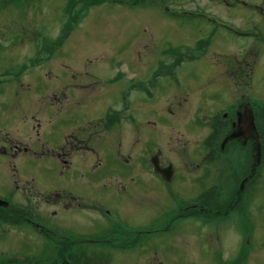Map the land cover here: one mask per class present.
Returning a JSON list of instances; mask_svg holds the SVG:
<instances>
[{
	"label": "rangeland",
	"instance_id": "rangeland-1",
	"mask_svg": "<svg viewBox=\"0 0 264 264\" xmlns=\"http://www.w3.org/2000/svg\"><path fill=\"white\" fill-rule=\"evenodd\" d=\"M93 256L264 264V0H0V263Z\"/></svg>",
	"mask_w": 264,
	"mask_h": 264
},
{
	"label": "flooded vegetation",
	"instance_id": "flooded-vegetation-1",
	"mask_svg": "<svg viewBox=\"0 0 264 264\" xmlns=\"http://www.w3.org/2000/svg\"><path fill=\"white\" fill-rule=\"evenodd\" d=\"M237 74H238V72L235 70L234 73H233L234 81H236ZM222 119L223 118H221V120ZM227 124L229 125L228 122H227ZM212 144L213 145L209 147L210 153L206 156V158H208V160H211L212 161L211 164H215V161L214 160H220V158L222 156V153H221V145L218 143V141L216 142L214 140H213V143ZM63 148H65V152L63 151ZM236 149L239 150L238 148H236ZM52 151H53L52 154L54 155V158L56 156H57L58 159L60 157H62L61 160L63 161L64 166H66L67 168L72 167V165H70V163L68 162L69 161L68 159L70 157V154H68V150L66 149L65 146H59L57 148H54ZM11 156L13 157L14 154H11ZM65 157H67V158H65ZM152 160L153 161L154 160L156 161L155 163H156L157 167L159 168V170H154V172H156V171L159 172L160 170H166V169H168L167 167L170 165V164H167L166 165L165 163H164V166L161 165V163L158 160L157 155H155V154L151 156V161ZM155 168H156V166H155ZM150 174H153V173H150Z\"/></svg>",
	"mask_w": 264,
	"mask_h": 264
},
{
	"label": "trees",
	"instance_id": "trees-1",
	"mask_svg": "<svg viewBox=\"0 0 264 264\" xmlns=\"http://www.w3.org/2000/svg\"><path fill=\"white\" fill-rule=\"evenodd\" d=\"M111 120L113 121V119H111ZM220 134H221V133H219V134L216 133V134L214 135V136H215L214 141H216V142L218 141V139L220 138ZM212 143H213V142L209 143L208 145H209V146H212V145H213ZM206 176H208V175H205V177H206ZM202 183H203V185H204V181H203V180H202ZM205 198L207 199V201L204 202V204H208L209 206H210V205H214V204H210V203L208 202V198H207V196H205ZM216 202H220V201H218V200L216 199ZM223 204H224V203H223ZM219 205H222V204H218V203H216V205H215L216 207H215V208L217 209V211H218V210H221V211H222V209L219 207ZM209 208H210V207H209ZM96 257H97V256H93V257L91 258V260L93 259L94 261H97V263H94V264H102L103 261L101 262V259H97ZM51 262H52V264H60L58 261H55L54 258H53L52 261H50L49 263H51ZM98 262H100V263H98Z\"/></svg>",
	"mask_w": 264,
	"mask_h": 264
},
{
	"label": "water",
	"instance_id": "water-1",
	"mask_svg": "<svg viewBox=\"0 0 264 264\" xmlns=\"http://www.w3.org/2000/svg\"><path fill=\"white\" fill-rule=\"evenodd\" d=\"M1 264V263H0Z\"/></svg>",
	"mask_w": 264,
	"mask_h": 264
}]
</instances>
